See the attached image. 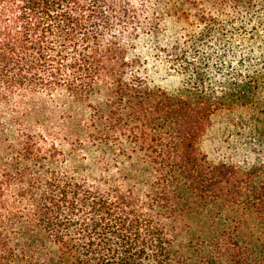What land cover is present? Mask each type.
Returning a JSON list of instances; mask_svg holds the SVG:
<instances>
[{"label":"trees","instance_id":"obj_1","mask_svg":"<svg viewBox=\"0 0 264 264\" xmlns=\"http://www.w3.org/2000/svg\"><path fill=\"white\" fill-rule=\"evenodd\" d=\"M263 90L264 0H0V264H264Z\"/></svg>","mask_w":264,"mask_h":264},{"label":"rangeland","instance_id":"obj_2","mask_svg":"<svg viewBox=\"0 0 264 264\" xmlns=\"http://www.w3.org/2000/svg\"><path fill=\"white\" fill-rule=\"evenodd\" d=\"M155 79L168 91L181 86L178 74L164 76L160 72ZM252 113L253 109L250 106L241 104H236L231 109L216 111L207 120L205 130L199 139L200 151L214 162L243 163L264 158V146L254 144L256 140L252 138L250 124Z\"/></svg>","mask_w":264,"mask_h":264}]
</instances>
